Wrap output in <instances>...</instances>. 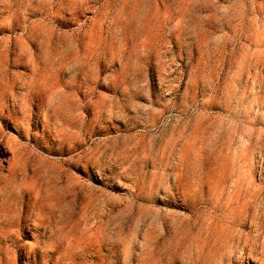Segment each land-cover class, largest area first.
Listing matches in <instances>:
<instances>
[{
    "label": "rangeland",
    "instance_id": "374dc122",
    "mask_svg": "<svg viewBox=\"0 0 264 264\" xmlns=\"http://www.w3.org/2000/svg\"><path fill=\"white\" fill-rule=\"evenodd\" d=\"M0 264H264V0H0Z\"/></svg>",
    "mask_w": 264,
    "mask_h": 264
}]
</instances>
